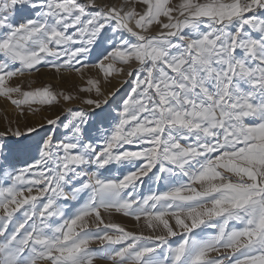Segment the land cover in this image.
I'll return each instance as SVG.
<instances>
[{
  "label": "snow or ice",
  "instance_id": "6c2138e0",
  "mask_svg": "<svg viewBox=\"0 0 264 264\" xmlns=\"http://www.w3.org/2000/svg\"><path fill=\"white\" fill-rule=\"evenodd\" d=\"M0 97V264H264V0H0Z\"/></svg>",
  "mask_w": 264,
  "mask_h": 264
},
{
  "label": "rangeland",
  "instance_id": "374dc122",
  "mask_svg": "<svg viewBox=\"0 0 264 264\" xmlns=\"http://www.w3.org/2000/svg\"><path fill=\"white\" fill-rule=\"evenodd\" d=\"M111 3H120L123 0H108ZM95 63L94 56L89 60V68L86 70L88 75L96 77L98 75L97 69L92 67V64ZM124 77H113L110 80V83H105L101 80V88L105 93L113 91L114 89L121 87L122 81ZM12 85H19L22 90H31L44 86H51L54 90H64V91H72L74 85H79L81 83L80 77L77 73L65 72L57 73L54 69H50L48 67L40 68L39 72H33L30 75L25 74L22 77H16L12 80ZM128 85H124L121 91V95L124 94L128 90ZM78 106V101L73 102L71 104H63V107H76ZM18 110L13 106L10 101L6 100L4 97H0V130H3L9 120L15 121L18 116ZM59 114V110L56 108H44L38 115L33 116L31 113H26L27 122L29 124H33L36 122H40L41 117H54ZM117 222L125 225L129 229L139 230L137 228L136 222L129 218L124 217L120 214H114L112 217Z\"/></svg>",
  "mask_w": 264,
  "mask_h": 264
}]
</instances>
